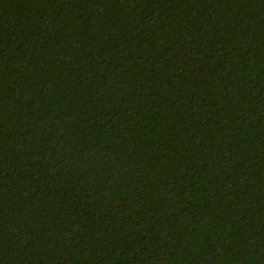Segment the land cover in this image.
<instances>
[{
	"label": "trees",
	"instance_id": "obj_1",
	"mask_svg": "<svg viewBox=\"0 0 264 264\" xmlns=\"http://www.w3.org/2000/svg\"><path fill=\"white\" fill-rule=\"evenodd\" d=\"M0 264H264V0H0Z\"/></svg>",
	"mask_w": 264,
	"mask_h": 264
}]
</instances>
